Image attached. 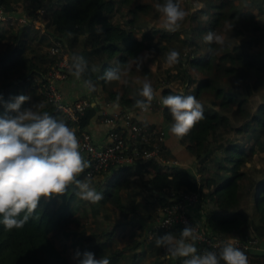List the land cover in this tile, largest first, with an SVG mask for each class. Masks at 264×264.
Instances as JSON below:
<instances>
[{"label":"trees","instance_id":"1","mask_svg":"<svg viewBox=\"0 0 264 264\" xmlns=\"http://www.w3.org/2000/svg\"><path fill=\"white\" fill-rule=\"evenodd\" d=\"M134 1L0 0L7 12L14 11L17 3L21 2L20 7L27 18L24 23L14 27L9 25L2 29L0 25V96L4 102H8L16 95H27L30 99L21 105L22 109L32 106L34 111L47 112L56 120L59 117L61 121L74 125V128H83L94 115V107L89 105L77 121L69 122L59 109L44 100L39 91L46 82L48 68L55 60L49 52L53 39L62 42L71 64L74 56L82 57L86 62L85 71L80 76L83 81L99 83L104 87L114 82L101 79L108 69H127L130 62L134 63L135 58L140 57V50H147L152 54L150 60L159 67V74H165L166 84L169 83L162 88L163 96L192 95L199 99L205 93L209 96L210 105L224 110L220 112L215 107L208 110L203 108L204 119L186 136L179 138L196 160L194 175L188 168L172 166L169 171H164L153 160L148 162L155 170L148 182L155 190L165 193L161 197L160 207L171 201L179 202L184 192L196 191L205 204L202 224L207 231L218 236L237 235L242 240L250 233L260 238L264 235V153L259 154L264 151V102L260 103L242 126H232L225 112L229 111L234 102L236 111L244 108L245 98L236 90L235 84L243 81L248 94L257 86H264V55L254 49L255 40L264 38V10L258 11L262 19L260 21L250 10H240L229 0H219L212 6L214 11L205 16L202 24L186 29L183 35L179 31L168 32L162 27L151 26L142 27L138 37V29L131 26L136 19L135 15L128 18L127 24L121 22V18L126 16L122 10L133 14L146 10V5L142 3L132 5ZM123 6H127V9ZM206 10L207 7L195 10L190 15L191 20ZM36 20H41V27L35 26ZM225 22L228 24L229 36L234 40L226 42L225 39L222 46L205 43L204 33L221 28ZM97 27L103 29L99 34ZM69 33L72 35L69 36ZM249 34L252 38H247ZM172 50L180 53L179 62L171 67L167 64L162 66ZM249 78H253V81ZM224 79L227 81L226 85H220ZM176 80H180L181 89L171 86ZM141 87L142 84H132L127 79V83L120 84L122 92L108 90L107 98L132 109L136 107V100L144 99L139 95ZM129 93L131 96H128ZM163 111L165 122L171 126L172 118L164 106ZM5 114L11 113H6L3 104H0V115ZM231 129L244 132L245 143L223 136ZM162 153L168 156L165 146ZM254 154L263 163L261 167L253 162L250 164ZM143 168L146 165L139 162L120 166L105 179V186L108 187L105 190L118 199L120 185L126 184L134 174H143ZM253 171L259 172V177L256 178ZM84 172L81 175L84 176ZM206 173L213 176L206 177ZM250 189H254L253 218H248L238 207V196L248 193ZM77 207L75 193L68 191L60 197L42 199L22 228L9 231L0 224V264H78V259L70 262L71 259L52 240L57 237L62 241L69 234L74 235L72 245H78L77 251L81 254L91 252L97 259L106 258L110 264H116L123 249L111 248L112 244L108 242L107 236L98 239L95 238L98 233L87 235L85 229H69V223L78 222L74 216ZM189 216L198 223L194 217ZM158 217L159 210L154 222L146 229L144 244L156 260L161 258L160 262L167 259L168 262L171 260V264H180L179 257L176 260L162 257L163 248L157 247L155 241L157 237L168 233L179 239L184 226L175 222L167 230H156ZM148 229L156 230L150 239ZM78 239L81 241L77 242ZM84 239L91 242L85 244ZM220 249L221 247L217 249V255ZM240 249L247 255L249 264H260L248 255L251 248H248L249 251ZM250 252L263 256L264 248ZM137 262L132 258L125 264ZM221 264L224 262L221 261Z\"/></svg>","mask_w":264,"mask_h":264},{"label":"clouds","instance_id":"2","mask_svg":"<svg viewBox=\"0 0 264 264\" xmlns=\"http://www.w3.org/2000/svg\"><path fill=\"white\" fill-rule=\"evenodd\" d=\"M154 7L160 13L161 27L168 32L177 31L187 15L175 0H164ZM102 31L97 27L98 34ZM203 39L208 44H224V38L214 31L207 32ZM150 57V52L136 57V70L140 71ZM179 57L178 51H170L166 56L167 66L178 63ZM85 68L82 57H72L70 71L77 79ZM130 70L131 66L125 70L110 68L101 79L127 83L122 76ZM85 84L90 91L93 90L90 81ZM139 95L144 99L136 100L135 106L147 111L155 95L152 85L143 82ZM29 99V96L20 94L4 102L0 96V104L6 113H11L0 115V224L9 231L22 228L42 199L63 196L70 186L78 189L75 195L82 200L95 204L104 199L101 192L91 187L90 177L78 179L91 165L81 154V144L74 130L47 112L34 111L32 106L22 109L21 105ZM161 103L172 118L169 132L176 138L186 136L204 119L203 106L192 95L163 96ZM197 238L194 228L186 224L179 239L168 233L157 237L155 242L157 247L165 250V258L185 257L183 264H221V261L224 264H249L245 252L235 246V238L221 246L219 255L214 252L198 255L195 244L188 242ZM74 259H78V264H110L108 259H97L91 252L81 254L77 251Z\"/></svg>","mask_w":264,"mask_h":264},{"label":"crops","instance_id":"3","mask_svg":"<svg viewBox=\"0 0 264 264\" xmlns=\"http://www.w3.org/2000/svg\"><path fill=\"white\" fill-rule=\"evenodd\" d=\"M20 5L21 2H18L14 11L8 10L9 13L14 16V18L26 16ZM0 25L3 26L4 22L0 21ZM39 25L41 26L42 24L40 23ZM140 34L141 31L136 32V36L139 37ZM146 53L149 52L145 49H142L138 52V55L141 57ZM165 65L166 62H164L162 66ZM129 66H131V70H134L135 65L133 62H130L128 64V68ZM141 69L139 73L135 72L134 75H131L130 77L127 74L123 75L122 80H126L128 77L132 79L134 78L137 80V84H141L143 82V77L149 78L150 74L157 75L159 73V67L156 66V62H152L150 58L142 64ZM121 70H125V68H121ZM147 82L150 83V81ZM121 83V81H114L107 84L105 87L99 83H91L94 88L90 91L86 86L85 81H83L81 77L77 79L72 74V72L69 74L67 79L58 82V87L65 99L70 100L82 96H86L90 99V105L95 108V112L94 115L90 117L88 123L83 126V128L90 133L93 141L97 144L103 143L105 141V131L110 127L109 124H106L102 121L103 114L113 112L114 110L116 111L121 108L123 109L124 107L128 110H131L127 106L118 104L117 102L112 101V99L107 98L108 90H118L119 93L122 92V90L120 89ZM150 84L152 85L155 96L161 102V98L163 97L162 88L165 85H169V83L167 82L166 84V81L164 79L163 81H152ZM128 96H131V94L129 93ZM163 112L164 111L147 112L140 117L146 122L160 125L162 127L165 132L164 146L168 152V156L178 159L180 162L183 161L186 163L185 166L177 165L174 167L188 168L194 175L196 171L194 168L196 160L191 156L185 144L182 143L179 138H176L169 132L170 126L165 122ZM57 120L61 121L59 117L57 118ZM115 122L117 123V125H119L121 121L118 119V121ZM66 124L71 129L75 127L74 125H70L68 123ZM137 162L146 165V168H143L145 169L143 171V174H134L128 178L126 184L124 183L120 185V189L118 190L117 194L118 199L113 198V195L110 193V191L105 190L106 188H108L107 186H105V179H108V175H110L111 173L105 174L102 177L99 176L100 178L90 177L91 187L95 188L97 192H101L104 199L100 200L98 203L93 204L89 201L82 200L77 195H75V202L78 203V207L75 210L74 216L77 218L78 222H71L68 226L70 230H76L78 228L85 229V233L87 235L98 233V235L95 237L98 239H102L107 236L108 242H111L112 244L111 248L123 249V252L119 256L116 264H125V262L132 258H135L138 261L137 264H171V260L170 262H168L166 259L165 261L163 260V262H160L161 258H159L158 260L153 258L150 255L149 248L144 244L146 229L149 224L154 222V220L156 219L160 207L159 204L162 201L161 197L164 196L165 193L155 190L148 182V179H150L155 173L154 168L151 167L148 163L150 161L144 162L141 160H135L133 163L136 164ZM147 164L149 165L147 166ZM256 166L260 167L258 165ZM255 172L256 171H253V174H255ZM210 176L211 175L209 173H206V177ZM86 178L89 177L83 176L81 174L78 177V179L80 180H85ZM68 191H72L75 193L76 191H78V189H76L73 185L69 187ZM252 195L254 197V189L253 192L252 189H250L248 193H242L240 196H238V207L242 211H244L248 218L254 217V211L249 212V207L244 208L241 204V199L243 196L247 197ZM58 202H56L55 206L58 205ZM204 205L205 204H203L202 199L199 198L195 204L188 207V214L194 217L195 220L200 222V224L204 222ZM70 226L72 229L70 228ZM105 232H107L108 234H106ZM73 236L74 235L69 234L66 236V238L69 239ZM260 239L262 244H259V249L264 248V235L261 236L259 240ZM73 240H75V238ZM73 240H70L71 243L73 242ZM80 241L81 240L79 239L77 240V242ZM83 241L85 244L91 242L86 241L85 239ZM60 242L62 241L60 240ZM253 249H248L247 251H253ZM250 251L248 255L256 259V262L259 261L260 264H263L264 255L259 256L255 254L256 252L251 253Z\"/></svg>","mask_w":264,"mask_h":264},{"label":"built area","instance_id":"4","mask_svg":"<svg viewBox=\"0 0 264 264\" xmlns=\"http://www.w3.org/2000/svg\"><path fill=\"white\" fill-rule=\"evenodd\" d=\"M13 19H16L18 23H24L27 20L26 16L14 18L9 11H4V7L0 4V21L6 22ZM49 52L55 57V60L48 68L45 75L46 82L42 84L39 91L43 94L44 100L59 109L66 120L69 122L77 121L78 117L84 113V109L90 105V99L82 96L68 100L62 96L58 82L67 79L71 73L69 55L65 52L62 42L58 39H53V44L49 46ZM155 111H163V106L154 95V99L147 111H142L138 107L131 110L124 107L123 109L104 113L102 121L109 124L110 127L105 131V141L99 144L93 141L90 133L84 128H72L80 141L81 154L91 165L85 170V176L91 178L102 177L120 166L133 163L135 160L144 162L153 160L164 171H169V167L172 166H185V162H180L178 159L162 153L165 136L162 127L146 122L140 117L144 113ZM118 119L121 121L119 125L115 122ZM195 177L198 181L197 174ZM180 198L179 202L171 201L159 208L156 230H167L175 222L182 224L184 227L186 224L190 225L194 228L198 237L195 241H190L195 243V247L197 244L198 255H202L205 252L216 253L219 247L230 241V238L236 239L235 246L238 248L259 249V238L252 233L248 234L245 240H242L237 235L218 236L207 231L206 226L204 227L203 224L194 222L188 214V207L195 204L199 199L196 191L184 192ZM155 231L147 230L149 239ZM161 256L165 258L164 249L161 252ZM174 259L176 260L177 258ZM184 259L186 258L179 257L180 264H183Z\"/></svg>","mask_w":264,"mask_h":264},{"label":"rangeland","instance_id":"5","mask_svg":"<svg viewBox=\"0 0 264 264\" xmlns=\"http://www.w3.org/2000/svg\"><path fill=\"white\" fill-rule=\"evenodd\" d=\"M175 1L177 3H179L180 8L187 13L185 19L181 22L180 28L177 30V31L181 32L180 35H183L185 33L186 29H188V28L192 29L195 26L202 24L206 19L205 16L208 14H211V12L214 11L212 6L214 4H216V2L219 0H175ZM229 1H231L240 10H244V11L250 10L256 17L259 18L260 21H262L261 15L259 14L258 11H259V9L264 10V0H229ZM138 3H142V4L146 5L144 7V8H146V10L144 12L136 11V12H134V14L131 12H125L124 10H122L126 16L121 18V22L127 24L128 18L132 17V15H135L136 19L134 20V23L131 26L138 29L137 32H139L142 29V27H146V28L151 27V26L161 27L160 13H158L156 11L154 5L157 3L162 4V3H164V0H135L132 5H137ZM123 7H124V9H127L126 8L127 6L126 7L123 6ZM201 7H207V10L204 13L197 14L191 20L190 15H192V13L195 10H197ZM119 16H120V14H119ZM13 20H9V21L4 22L2 29L7 28V26H9V25L14 27L18 22L15 19H13ZM40 22H41V20L40 21L36 20L34 22L35 26L41 27L39 25ZM227 26H228V24H227V22H225V23H223L221 28L216 29L214 32L221 35L224 38V40L226 39V42H229V41L232 42L234 40V38L232 36H229V30H228ZM204 34H206V33H204ZM247 38H252V35L251 34L247 35ZM254 45H255L254 49L260 55H264V38L263 39H256ZM135 70L136 69L134 66V70L127 72V75L130 77L131 75H134L135 72L139 73V71H137V70L135 71ZM196 75L199 76L198 73ZM129 77L127 79H129L132 84H137L136 79H134V78L132 79ZM127 79L125 81H127ZM164 79H165L164 74H159V73L157 75L156 74H153V75L150 74L149 78L148 77L142 78L143 82L150 81V83L152 81H156V80L163 81ZM249 79L253 81V78H249ZM226 83H227V81L224 79L220 82V85H226ZM141 84H137V85H141ZM171 86L173 88H176V89L182 88L180 80H176L175 82L171 83ZM235 86H237L236 90L239 91L242 94V96L245 98L244 108L242 111H236V103L234 102L233 104H231L229 111H226L225 114L228 116L230 124L232 126H238V125L242 126V123H244L256 111V108L260 105V103L264 102V86H257L255 88V90L250 94H248L245 91L243 81L238 82L237 84H235ZM230 87H233V86H230ZM197 101L203 106V108H205L207 110L210 109L211 107H215L220 112H224L223 109H220L217 106L210 105L209 96L205 93H203L202 96L199 99H197ZM242 112H246V114H242ZM223 136L225 138H229L230 140H233V141L245 143V140H244L245 133L244 132L243 133L242 132H236L235 130L231 129V130H228L226 132V134H224ZM263 153H264V151L259 152V154H263ZM252 159L253 160L250 161V164H252V162H253L255 165H258L260 167L263 165L261 160L258 158L257 154H254ZM211 170L213 171V169H211ZM210 175L213 176V174H210ZM254 175L256 177H259V172H257V173L255 172ZM252 192H253V189H252ZM246 200H248V201H246ZM241 201H242L241 204L244 208L249 207V209H250L249 212L254 211V206H253L254 197H253V195L247 196V197L243 196ZM70 228H71V226H70ZM228 236H230V235H228ZM73 239H74L73 237H70L69 239L66 238V239L62 240V242H60V240L57 237L52 238V240L56 244L57 248L66 257H69L71 259L69 261L72 263H73V261H76V259H74V256H75L74 252L76 253L77 249H78V245L77 246L72 245L70 240H73Z\"/></svg>","mask_w":264,"mask_h":264}]
</instances>
